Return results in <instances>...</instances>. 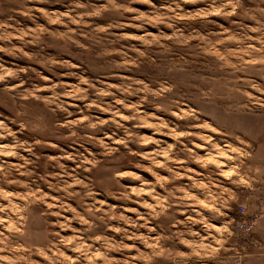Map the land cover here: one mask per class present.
I'll return each mask as SVG.
<instances>
[{"label":"rangeland","instance_id":"obj_1","mask_svg":"<svg viewBox=\"0 0 264 264\" xmlns=\"http://www.w3.org/2000/svg\"><path fill=\"white\" fill-rule=\"evenodd\" d=\"M0 264H264V0H0Z\"/></svg>","mask_w":264,"mask_h":264},{"label":"built area","instance_id":"obj_2","mask_svg":"<svg viewBox=\"0 0 264 264\" xmlns=\"http://www.w3.org/2000/svg\"><path fill=\"white\" fill-rule=\"evenodd\" d=\"M249 228H251V227H249Z\"/></svg>","mask_w":264,"mask_h":264}]
</instances>
